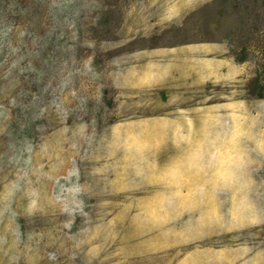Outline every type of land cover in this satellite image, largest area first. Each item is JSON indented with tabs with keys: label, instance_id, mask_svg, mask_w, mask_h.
Wrapping results in <instances>:
<instances>
[{
	"label": "rangeland",
	"instance_id": "374dc122",
	"mask_svg": "<svg viewBox=\"0 0 264 264\" xmlns=\"http://www.w3.org/2000/svg\"><path fill=\"white\" fill-rule=\"evenodd\" d=\"M0 264H264V0H0Z\"/></svg>",
	"mask_w": 264,
	"mask_h": 264
},
{
	"label": "crops",
	"instance_id": "0c3cea01",
	"mask_svg": "<svg viewBox=\"0 0 264 264\" xmlns=\"http://www.w3.org/2000/svg\"><path fill=\"white\" fill-rule=\"evenodd\" d=\"M201 45H209L211 51L204 52L200 49H190L192 46L199 47ZM184 47H187V45L148 52L147 54H153L151 56H159L161 58L147 60L143 63L145 69L152 67L158 69V76H149L144 79L161 82L165 77L164 72L169 67L171 69L172 81H186L191 77L195 84H201L206 81L213 83L214 85H219L221 80L224 79L225 67L231 66V59L228 57H222V54H219L217 56H208L207 58H204L206 60L205 63H201L200 55L201 53L210 55L222 51V45L216 43L192 44L188 45L189 49H187V52L182 49ZM187 69H189V71H187ZM176 86L177 85H175V87ZM190 86L197 87L199 85ZM182 87L183 84L179 88L181 89ZM213 105L216 104H212V106Z\"/></svg>",
	"mask_w": 264,
	"mask_h": 264
}]
</instances>
